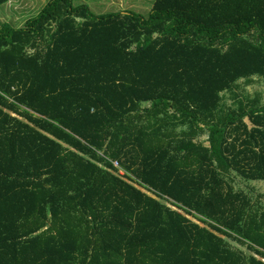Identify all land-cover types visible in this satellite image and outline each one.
Here are the masks:
<instances>
[{"label": "trees", "instance_id": "16d2710c", "mask_svg": "<svg viewBox=\"0 0 264 264\" xmlns=\"http://www.w3.org/2000/svg\"><path fill=\"white\" fill-rule=\"evenodd\" d=\"M255 78L264 0L2 25L0 264H264V208L227 181L264 183V105L235 94Z\"/></svg>", "mask_w": 264, "mask_h": 264}, {"label": "rangeland", "instance_id": "374dc122", "mask_svg": "<svg viewBox=\"0 0 264 264\" xmlns=\"http://www.w3.org/2000/svg\"><path fill=\"white\" fill-rule=\"evenodd\" d=\"M47 1L48 0H13L0 8V27L7 23L18 28L23 27L24 22L37 15ZM154 1L155 0H76V5L87 4L91 11L96 15L118 11H134L143 16H149ZM237 86L238 88L235 91V94L241 101L246 103L247 99H259L260 105H264V79L255 78L251 83L247 84L244 81H241ZM224 98L225 100L223 104L226 108L237 107L231 93L224 94ZM245 120L250 124L248 118ZM206 138L207 136L199 140L205 142ZM206 144L208 145V142H206ZM227 181L230 182L236 191L246 192L254 202L264 208L263 182L247 181L235 173H231L230 176H227ZM228 241L235 247H241L233 241ZM243 248L248 251L246 247Z\"/></svg>", "mask_w": 264, "mask_h": 264}, {"label": "built area", "instance_id": "2783aa9c", "mask_svg": "<svg viewBox=\"0 0 264 264\" xmlns=\"http://www.w3.org/2000/svg\"><path fill=\"white\" fill-rule=\"evenodd\" d=\"M110 163L112 164L113 169L115 170V174L119 177H124L125 172L122 170V167L120 166V164L117 161H110ZM190 219H192L193 221H196L192 217H190Z\"/></svg>", "mask_w": 264, "mask_h": 264}]
</instances>
